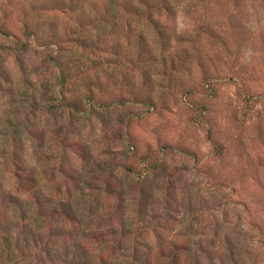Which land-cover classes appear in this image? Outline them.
I'll return each instance as SVG.
<instances>
[{"label": "rangeland", "instance_id": "1", "mask_svg": "<svg viewBox=\"0 0 264 264\" xmlns=\"http://www.w3.org/2000/svg\"><path fill=\"white\" fill-rule=\"evenodd\" d=\"M45 1L0 0V149L20 125L26 154L0 150V184L21 196L29 177L75 214L40 213L66 246L14 257L125 264L134 244L152 264H264V0Z\"/></svg>", "mask_w": 264, "mask_h": 264}, {"label": "trees", "instance_id": "2", "mask_svg": "<svg viewBox=\"0 0 264 264\" xmlns=\"http://www.w3.org/2000/svg\"><path fill=\"white\" fill-rule=\"evenodd\" d=\"M86 0H46L44 2V6L46 9H50L52 11H76L84 4ZM138 3L148 2V0H136ZM83 3V4H82ZM120 3V2H119ZM118 3V0H107V8L106 10L112 11L116 7H120L121 5ZM123 6H129L126 8L128 11H132L133 13H137V8H135V4L133 0H123L121 2ZM169 0H157V3L155 5V9H162L170 7ZM130 8V9H129ZM105 13V12H103ZM84 14V13H83ZM107 15V14H104ZM102 16V15H100ZM106 19V18H105ZM103 19V20H105ZM83 20V19H81ZM151 20V16H150ZM153 21V20H151ZM81 22V21H79ZM55 46L54 53L60 52V47ZM51 62L53 65L57 66L59 75V86L64 85L65 81V75L63 71L62 65L57 61V57H51ZM62 95H60L58 98V103L51 105L46 102H44L43 106H45L46 109H53V110H63L64 108L67 109L68 105H64V103L61 100ZM20 125H18L17 129L9 131L8 136L10 140H12V145L7 150L5 148H1L2 154H7L11 158H15L16 161L19 163H22L23 160H26V154L24 152V147L22 146V143L19 142V138H21L22 133L20 132L21 129L19 128ZM21 127V126H20ZM1 154V152H0ZM24 162V161H23ZM26 179V191L23 195L18 196L14 194L12 191L6 190L5 187H2L0 184V260L2 258H6V260L2 261L4 264L7 262L8 264H20V261H18L17 257H14V248L19 246L18 244L22 243L23 247H28L27 245H32L35 248H37L40 252L44 253L46 251H49V247L55 244L64 245L62 241L59 239L64 235V231L61 227H55L48 229L47 232L39 231L36 228V224L34 223V220L40 216V213H43V215L46 216H59L61 218H73V214L75 212L72 209V204L69 202L62 203L60 202L58 205L55 204L54 207H51L49 204L50 199H47L42 194H37L34 191H37L36 187L34 189V181L31 180L29 177ZM103 184V182H102ZM108 183H104V187H107ZM108 188V187H107ZM142 199V196L140 197ZM14 208V217L16 220L9 219L7 213L4 212L5 209L8 208ZM35 210V215L31 214ZM42 210V211H40ZM26 221H29L32 225L31 227H24V223ZM61 241V242H59ZM66 246V245H64ZM143 246V245H142ZM17 249V248H16ZM56 252V251H55ZM82 252L86 255L85 248H81L80 250H77L76 252V259L75 257V264H100V262L95 260H88L89 258L87 255L86 257L83 256ZM18 254V252H17ZM20 254H22L20 252ZM132 254L134 259L130 261H125V264H135L137 260L135 259L136 256L144 257V253L141 248L133 244L132 246ZM140 254L144 255L141 256ZM65 259V258H64ZM79 259V260H78ZM91 259V258H90ZM178 259H174L172 264H178ZM114 264H122L120 261ZM141 264H152V261L149 259V255L145 256L144 259H141Z\"/></svg>", "mask_w": 264, "mask_h": 264}]
</instances>
